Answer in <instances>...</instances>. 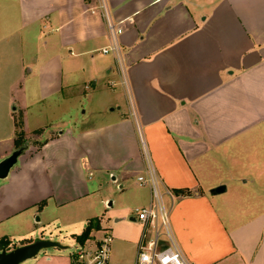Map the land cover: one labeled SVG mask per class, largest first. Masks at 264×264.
I'll list each match as a JSON object with an SVG mask.
<instances>
[{"label":"crops","instance_id":"crops-1","mask_svg":"<svg viewBox=\"0 0 264 264\" xmlns=\"http://www.w3.org/2000/svg\"><path fill=\"white\" fill-rule=\"evenodd\" d=\"M103 1L121 22L136 122L113 55L100 53V0H0V162L25 147L0 180V239L26 245L76 216L66 226L83 231L96 218L86 202L109 181H132L149 204L141 138L187 261L264 264V0ZM88 86L98 121L58 118Z\"/></svg>","mask_w":264,"mask_h":264},{"label":"rangeland","instance_id":"rangeland-1","mask_svg":"<svg viewBox=\"0 0 264 264\" xmlns=\"http://www.w3.org/2000/svg\"><path fill=\"white\" fill-rule=\"evenodd\" d=\"M38 46V45H36ZM89 87H78L75 89L74 98L61 104V109L57 111L62 120H68L71 124L77 123L78 127H86L90 123L97 122V119L89 117L93 110V101L88 99L87 93ZM109 92V91H104ZM119 92V91H117ZM109 94V93H108ZM68 92L63 90V98H68ZM121 111L126 110L125 99L120 95ZM96 105V102H95ZM58 119H46V121H57ZM44 133L54 131V128H43ZM260 142L264 143V136ZM240 157V155H239ZM138 187L129 182L124 185L123 189L119 188L117 183L109 181L102 184L98 191L86 202L85 206L90 209L92 216L96 217L99 229L93 230L90 237L83 243L85 246H92L95 240L100 239L103 235H111V264H131L135 256V249L138 238L141 233L140 225L131 222L129 219L136 216V210L146 207L142 205V198L138 196ZM167 198L164 196L163 201L167 205ZM74 217V216H73ZM67 218V217H64ZM80 216L70 218L69 221H51L45 224L38 232L37 238L49 240L58 243L61 248H48L41 250L34 258L26 260L21 264H69L70 255H72L78 247L72 234L79 235L82 224L76 223L70 227L66 226L70 223L79 221ZM120 220L115 222V220ZM86 226V224H85ZM16 247L21 242L17 238H9Z\"/></svg>","mask_w":264,"mask_h":264},{"label":"built area","instance_id":"built-area-1","mask_svg":"<svg viewBox=\"0 0 264 264\" xmlns=\"http://www.w3.org/2000/svg\"><path fill=\"white\" fill-rule=\"evenodd\" d=\"M98 10L103 17L110 40V45L101 49L100 53L113 55L120 85L126 92L129 116L136 122L137 114L128 90L126 69L120 55L118 42V36L122 33L121 22H114L111 19L103 0H100ZM136 127L139 133L137 124ZM139 141L145 169L143 175L137 177V183L139 186H147L150 189L151 198L146 207L136 210L135 221L140 225L141 233L131 264H190L175 240L170 223V210L163 201L164 196L170 197L171 194L169 191L163 190L145 144L141 138ZM111 243V235L105 234L95 240L92 246L78 244L75 252L70 255L69 264H111ZM14 248L15 246L9 238L0 239V253L10 252Z\"/></svg>","mask_w":264,"mask_h":264},{"label":"water","instance_id":"water-1","mask_svg":"<svg viewBox=\"0 0 264 264\" xmlns=\"http://www.w3.org/2000/svg\"><path fill=\"white\" fill-rule=\"evenodd\" d=\"M25 147L18 148L14 152H12L7 158L3 159L0 162V180H3L7 177L9 171L15 166L17 163V159L24 152ZM225 191L224 186H218L210 190V194L218 195ZM119 220H115L118 222ZM131 222L134 220L131 219ZM48 248H61L58 243L49 241L36 239L33 242L18 246L11 250L10 252H1L0 253V264H21L22 262L34 258L41 250Z\"/></svg>","mask_w":264,"mask_h":264},{"label":"trees","instance_id":"trees-1","mask_svg":"<svg viewBox=\"0 0 264 264\" xmlns=\"http://www.w3.org/2000/svg\"><path fill=\"white\" fill-rule=\"evenodd\" d=\"M19 134L21 135V133H19ZM20 146H17V147L19 148ZM176 193L178 195H189V192L187 190L186 191H177ZM98 229H99L98 221L96 219L91 220L88 222V225L85 227V229L82 231L81 234L74 236V239L77 242V244H83L84 241L90 237L91 232L93 230H98Z\"/></svg>","mask_w":264,"mask_h":264}]
</instances>
